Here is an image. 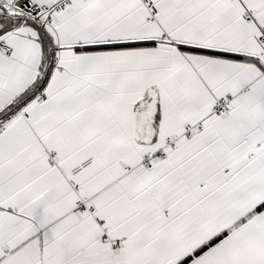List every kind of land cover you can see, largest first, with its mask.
<instances>
[{"label":"snow or ice","instance_id":"1","mask_svg":"<svg viewBox=\"0 0 264 264\" xmlns=\"http://www.w3.org/2000/svg\"><path fill=\"white\" fill-rule=\"evenodd\" d=\"M0 264H264V0H0Z\"/></svg>","mask_w":264,"mask_h":264}]
</instances>
